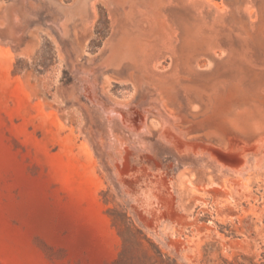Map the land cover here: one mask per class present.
Masks as SVG:
<instances>
[{
  "label": "rangeland",
  "instance_id": "rangeland-1",
  "mask_svg": "<svg viewBox=\"0 0 264 264\" xmlns=\"http://www.w3.org/2000/svg\"><path fill=\"white\" fill-rule=\"evenodd\" d=\"M0 264H264V0H0Z\"/></svg>",
  "mask_w": 264,
  "mask_h": 264
}]
</instances>
